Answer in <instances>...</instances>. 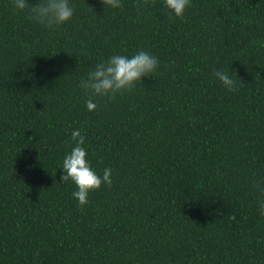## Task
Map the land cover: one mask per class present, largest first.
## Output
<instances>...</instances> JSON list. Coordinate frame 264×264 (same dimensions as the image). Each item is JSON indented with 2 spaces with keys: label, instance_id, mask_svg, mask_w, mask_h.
I'll list each match as a JSON object with an SVG mask.
<instances>
[{
  "label": "trees",
  "instance_id": "obj_1",
  "mask_svg": "<svg viewBox=\"0 0 264 264\" xmlns=\"http://www.w3.org/2000/svg\"><path fill=\"white\" fill-rule=\"evenodd\" d=\"M0 0V264H264V0H72L49 30ZM30 5L36 0H28ZM144 50L115 98L79 87ZM217 71L235 82L224 88ZM79 129L102 184L80 206L62 162Z\"/></svg>",
  "mask_w": 264,
  "mask_h": 264
},
{
  "label": "clouds",
  "instance_id": "obj_2",
  "mask_svg": "<svg viewBox=\"0 0 264 264\" xmlns=\"http://www.w3.org/2000/svg\"><path fill=\"white\" fill-rule=\"evenodd\" d=\"M105 8L119 9L121 0H101ZM190 0H163V6L172 14V17L180 19L184 16ZM10 7L13 13H29L28 18L37 24L52 30L68 23L74 16L72 0H36L30 5L28 0H11ZM159 66V60L155 55L147 51L139 50L135 54H115L107 60L97 63L93 70L89 71L86 79H82L79 87L89 97L86 101L88 111H94L97 107L91 97L115 98L119 93L131 91L142 78L154 73ZM221 85L232 90L235 82L226 71L214 73ZM75 146L66 153L61 169L62 181L71 180L76 190L73 197L80 206L88 203V195L97 190L102 184L111 185L112 169L105 168L102 176L91 166L88 160L87 150L84 147L85 137L79 129L71 133ZM257 208L264 215V192L257 196Z\"/></svg>",
  "mask_w": 264,
  "mask_h": 264
}]
</instances>
